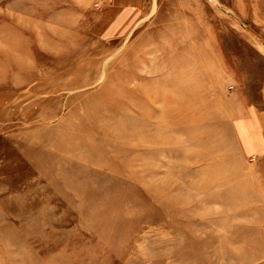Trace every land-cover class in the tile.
Returning a JSON list of instances; mask_svg holds the SVG:
<instances>
[{"label": "rangeland", "instance_id": "obj_1", "mask_svg": "<svg viewBox=\"0 0 264 264\" xmlns=\"http://www.w3.org/2000/svg\"><path fill=\"white\" fill-rule=\"evenodd\" d=\"M232 3L0 0V264H264V39Z\"/></svg>", "mask_w": 264, "mask_h": 264}, {"label": "crops", "instance_id": "obj_2", "mask_svg": "<svg viewBox=\"0 0 264 264\" xmlns=\"http://www.w3.org/2000/svg\"><path fill=\"white\" fill-rule=\"evenodd\" d=\"M132 2H137L140 0H131ZM200 1H211L216 2L220 0H200ZM230 2H233L232 4H229L228 9L230 10L233 17H235L237 20H241L243 22H246V31H248L251 34L257 35L258 38L264 39L263 37V29L261 25L263 24V18H264V0H229ZM251 11L252 19L251 21L254 22V25L257 26L253 29L249 28L247 24V11ZM263 11V12H262ZM242 28V26L238 25ZM251 27V26H250ZM244 28V29H245ZM243 29V30H244Z\"/></svg>", "mask_w": 264, "mask_h": 264}]
</instances>
